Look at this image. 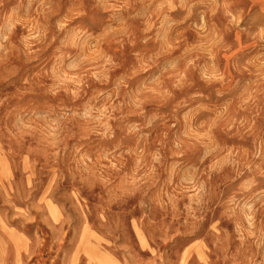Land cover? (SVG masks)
I'll return each mask as SVG.
<instances>
[{
	"label": "rangeland",
	"instance_id": "374dc122",
	"mask_svg": "<svg viewBox=\"0 0 264 264\" xmlns=\"http://www.w3.org/2000/svg\"><path fill=\"white\" fill-rule=\"evenodd\" d=\"M0 264H264L261 5L0 0Z\"/></svg>",
	"mask_w": 264,
	"mask_h": 264
},
{
	"label": "crops",
	"instance_id": "0c3cea01",
	"mask_svg": "<svg viewBox=\"0 0 264 264\" xmlns=\"http://www.w3.org/2000/svg\"><path fill=\"white\" fill-rule=\"evenodd\" d=\"M252 1H255L256 3L260 4L261 9L263 10V13H264V0H252Z\"/></svg>",
	"mask_w": 264,
	"mask_h": 264
}]
</instances>
